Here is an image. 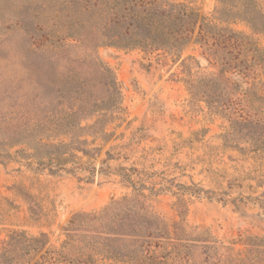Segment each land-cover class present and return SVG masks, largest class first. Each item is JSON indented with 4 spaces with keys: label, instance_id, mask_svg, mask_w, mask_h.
I'll return each mask as SVG.
<instances>
[{
    "label": "trees",
    "instance_id": "obj_1",
    "mask_svg": "<svg viewBox=\"0 0 264 264\" xmlns=\"http://www.w3.org/2000/svg\"><path fill=\"white\" fill-rule=\"evenodd\" d=\"M217 1L214 20H243L264 33L261 0ZM23 19L0 13V48L5 34L22 31L27 52H39V81L31 79L26 91L12 85L0 55V162L34 160L36 169L51 174L82 169L76 155L97 150L87 137L107 138L106 126L122 110L121 90L98 48H139L180 59L190 44H198L215 67L185 80L191 100L203 101L226 122L225 144L264 156V48L247 36L171 0H39V21ZM188 59L193 57L182 64ZM13 92L32 98L12 102ZM132 170L117 172L131 194L97 211L76 213L59 247H48L45 234L13 231L1 243L0 264H93L95 255L127 264L169 259L174 264H264V237L247 235L242 248H235V242L214 240L183 219L170 230L147 203L146 186L132 178ZM191 189V195L203 191ZM183 205L179 199L178 216H184Z\"/></svg>",
    "mask_w": 264,
    "mask_h": 264
},
{
    "label": "rangeland",
    "instance_id": "obj_2",
    "mask_svg": "<svg viewBox=\"0 0 264 264\" xmlns=\"http://www.w3.org/2000/svg\"><path fill=\"white\" fill-rule=\"evenodd\" d=\"M171 1L264 48V33L254 32L245 21L213 19L217 0ZM4 12L23 16L25 22L39 21V0H0ZM3 39L0 55L7 61V79L26 91L31 79L39 81V52H27L22 31L11 30ZM97 52L113 71L122 95L118 118L106 126L110 135L87 137L97 150L78 153L76 161L84 167L73 173L38 170L34 160L0 162V246L11 232L24 231L45 234L48 247H59L76 213L97 211L131 194L117 174L121 167L134 170L132 178L146 186L147 203L170 230L183 219L187 227L206 230L214 240L235 242V248H242L247 235L264 237V156L225 144L221 135L226 122L203 101L191 100L185 80L215 71L198 44H190L180 59L139 48L103 46ZM189 56L193 59L183 65ZM30 98L22 92L9 96L12 102ZM193 185L203 190L199 196L190 194ZM179 199L184 216L177 214ZM93 264L127 263L95 255Z\"/></svg>",
    "mask_w": 264,
    "mask_h": 264
}]
</instances>
